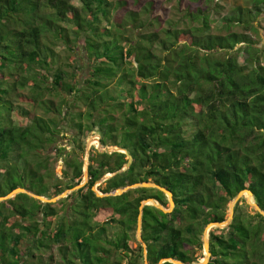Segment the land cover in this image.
I'll return each instance as SVG.
<instances>
[{"label": "trees", "instance_id": "1", "mask_svg": "<svg viewBox=\"0 0 264 264\" xmlns=\"http://www.w3.org/2000/svg\"><path fill=\"white\" fill-rule=\"evenodd\" d=\"M77 1L75 7L71 0H0V196L15 187L45 195L34 189L39 169L31 179L24 174L25 151L39 153L43 144L36 148L42 138L30 134L28 124L36 116L27 124L12 116L18 90L26 88L41 97L47 112L64 111L54 122L57 129L45 133L46 152L55 151L56 161L63 162L62 176L54 178L67 183L45 196L80 182L85 140L93 131L102 145L126 148L133 156L127 168L97 185L100 192L149 180L172 193L171 212L143 206L147 261L172 257L194 263L190 253L202 246L204 227L226 217L238 191L249 189L264 210V45L253 47L247 33L258 32L255 19L264 0L235 6L223 18L225 34L210 32L209 14L218 6L213 0L183 14L198 25L182 29L172 22L161 28L151 17V3L142 8L144 18L127 10L117 22L113 13L124 10L125 0ZM234 26L243 32L231 31ZM57 44L63 45L62 59ZM236 45L248 55L243 64ZM47 95L58 97L59 106ZM24 101L35 98L27 95ZM91 142L97 145V139ZM88 155L87 183L57 203L23 192L0 201V264H22L21 252L31 251L27 238L38 248L54 245L58 254L76 250L78 264H145L137 260L143 256L135 239L138 207L147 197L165 206L166 196L155 187L97 196L94 181L122 168L127 155L93 145ZM62 199L67 207L59 212L55 205ZM239 201L227 226L209 230L207 264H264V216L255 209L246 213L244 198ZM77 207L85 221L78 227Z\"/></svg>", "mask_w": 264, "mask_h": 264}, {"label": "rangeland", "instance_id": "2", "mask_svg": "<svg viewBox=\"0 0 264 264\" xmlns=\"http://www.w3.org/2000/svg\"><path fill=\"white\" fill-rule=\"evenodd\" d=\"M109 1L113 2V4H114V2L118 1V0H109ZM125 1H126V3L124 6V10L117 11V12L113 13L114 18L117 22L121 21V19L124 16L125 11H127V10L139 12L140 16L142 18H144L145 17L144 14H141V11L143 10L142 8H144V6H146L147 4L151 3V17L157 18V23L159 24V26L161 28L166 27L168 25L167 22H172V23L176 24L177 28H179V29L186 28L189 25H193V26L198 25V23L195 22L193 24V22L189 21L188 18H184L183 14H185L186 12H193L194 13L196 8H198V7L205 8V4H203L204 3L203 0L202 1L200 0V2H198V3L196 2V0L195 1H193V0H140L137 4H134L131 0H125ZM71 3L75 7L78 6L77 0H71ZM213 3H216L218 5L215 9L211 10V13L209 14V23H211L210 32H212L214 34H218V33L219 34H225L226 33V31L222 28L223 18L225 16H227L228 14H230L232 9L235 6L239 5V6L250 7V0H213ZM208 5H209V3H208ZM255 23L258 25V27H257L258 32H256V33L247 32V33L251 34L252 40L254 41L253 47L263 49V45H264V7L261 11V14L259 16H257V18L255 19ZM230 30L231 31H237V32H243L242 28L240 26L231 27ZM239 46L240 45H236L233 50H234V52H236L237 62L239 64H243L245 62V59L248 57V55H246V51H243V50L237 51L236 49ZM56 49H57V51H59V56L61 59L64 56H66L63 53V45L62 44H57ZM80 63L82 65L84 64L83 65L84 68L82 70H85L87 72V69L85 68V62L82 61ZM18 93L20 95L14 99L15 108H14V111L12 113L13 120L17 123H20V124H27L30 119H32L34 116H36L34 118V120L28 124L30 126V134H33V133L37 134L38 133L39 136L42 138L41 142L36 146V148H38L43 143L42 146H40L38 149L39 153H37L36 151L35 152L32 151L30 153L29 149H27L25 151V156L27 157L26 161H27L28 165L25 166L24 174H25V177H28L29 179H31V177H33L35 171H38V169H39V173H37L36 177L35 178L33 177V178L35 180L41 178V181L34 183L35 184L34 189H37L38 191L43 192L47 196H50V195H52V190L54 189L55 186L57 187L58 184H59V186L60 185L63 186L67 183L64 180H61V182L58 183V181H56V179L54 178L56 176L59 178L62 176L63 162H62L61 158L56 161L55 151H52V152L49 151L48 152V150H47V152H46V148L48 146L47 144L50 141V137L45 132H47L49 134V132L47 131L48 129H51V130H53L55 128L57 129L54 122L55 121L60 122V120L58 118V114L60 113L62 108L57 110L56 113L47 112L46 111L47 105L40 102V101H42L41 97H36V96L32 95L31 93L28 92V90L26 88L19 89ZM27 95H30L31 97L35 98L36 103L34 101L33 102L24 101V97H27ZM46 99H52L54 101V105L59 106L58 97H51V96L47 95ZM61 113H62V116H64V111H61ZM64 122L63 121L61 122L62 124H64V127H62V128H66V124ZM115 123L116 122L111 123L112 126H114ZM65 130H67V129H65ZM67 133H68V131H67ZM67 133H65L64 136H66ZM107 133H108V131H107ZM61 134H63V133H61ZM96 135L97 134H95L93 131L90 132L87 139L85 140V146L87 145V143L89 144V146H92V145L95 146V144L91 141H93L94 139H97ZM61 140H62L61 145L66 146L67 150L70 149L71 145L68 144L67 137H63ZM89 140H90V142H89ZM25 146H27V145H25ZM83 159H84V157H83ZM47 161H48V163H47L46 168L40 169V166L45 164ZM51 165L53 166V170L55 171L53 173V175H52V172H50V169L52 168ZM37 177H39V178H37ZM47 196H45V197H47ZM241 198H244V197H241ZM62 200H63L62 203L55 205L56 207H58L59 212H62V210H64V208L67 207V205H66L67 203H65V201H67V200L66 199H62ZM57 201L55 203H57ZM239 203H241V201H239ZM167 205H168V202L164 207L167 208ZM244 205H245V207H243V210H245L246 213L247 212H250V213L255 212L252 210L253 208L251 206H249L248 204L244 203ZM28 206L30 207L29 204H28ZM75 209H76V207L73 208L72 210H75ZM81 210H82L81 208L80 209L78 208V210L75 211L76 212L75 218L77 217V220H76L77 223L75 225L76 227L80 226L81 223H82L81 226H83L85 223L84 219L79 214L80 212H82ZM228 211H229V209H228ZM92 219L94 220V216L92 217ZM70 226L72 228L75 227L73 225H70ZM64 227H65V230L67 231V229L69 228V225L67 223H65ZM213 227H215V226H213ZM114 231H115V229H114ZM87 232H88V230H87ZM135 239L137 240V236ZM24 241L26 244L25 246H28L29 249H31V251L28 252L27 250H25V251L21 252V254L23 256L22 264H67V260L69 262H74L75 258H80L79 252H77L74 249L67 251V253L63 255L62 253H60V254L57 253L56 247L54 245L51 246V248H49V249H47L43 246H41V247L39 246V248H38V246L32 244L34 240L28 241V238H27ZM67 241H69V239H67ZM38 242H40V240ZM27 253H30V254L34 253L35 255L34 254L28 255ZM190 254L193 258L195 257L198 261L199 259L202 258L203 254H204L202 246L194 248L192 253H190ZM7 256H8L7 258L11 260V256L9 254ZM33 256H34V258H33ZM137 260L139 263L144 262L143 256ZM78 263L79 262L75 261L74 263H69V264H78ZM123 263L125 264L126 262L123 261ZM12 264H15V260L12 261ZM19 264H21V262Z\"/></svg>", "mask_w": 264, "mask_h": 264}, {"label": "water", "instance_id": "3", "mask_svg": "<svg viewBox=\"0 0 264 264\" xmlns=\"http://www.w3.org/2000/svg\"><path fill=\"white\" fill-rule=\"evenodd\" d=\"M97 143L98 146L95 144V148H97L99 151H105L108 153H112L114 151H120V152H124L127 155V161L125 162V164L123 165L122 168H120L119 170L115 171L113 174H105L104 176H102L100 179L95 180L93 183V185L91 186V189L94 191V193L97 196H113V195H119L125 191H127L128 189L131 188H140V187H155L159 190L162 191V193L167 197L168 200V205L167 208H165L162 203H160L157 199L152 198V197H147L145 199H142L140 201V205L138 207L139 211H138V216H137V222H136V232H135V236H137V240L139 242H141V246L143 248V259L145 264H150L147 259H146V244L145 242L142 240V236H141V215H142V211H143V206L145 204H151L153 206H155L158 209H161L163 213L166 212H171L172 208L174 206V201L172 198V193L168 190L163 188V186H161L159 183L154 182V181H149V180H144L141 181V183H132V184H127L125 186L122 187H117L113 190V192H105L102 193L97 189V185L101 184L102 181L108 177L113 176L115 173L124 170L125 168H127L133 158V156L126 150V148L123 147H119V146H114V147H110V146H105L102 145L100 140H99V136L97 138ZM89 144L87 143V145L85 146V150H84V159H83V176L82 179L80 180L79 183L75 184L74 186L70 187V188H66L64 189L59 195H54L52 197H45L43 195H39L36 193H32L31 191H29V189H26L24 187H15L13 188L11 191L7 192V194L5 196H0V201H6L8 198L13 197L15 194L19 193V192H23L29 195V197L31 198H36L38 200H40L41 202H56L57 200H59L61 197L66 196L67 193H69L72 190L78 189L80 187H83L86 183H87V179H88V171H87V159L89 157L88 152H89ZM241 197H244L245 203L248 204L249 206H251L253 209H255L256 211H258L259 213H261L262 216H264V210L261 209V207L252 199V192L249 189H241L240 191H238V193L235 195L234 198H232L229 203H228V213L226 214V217L221 220L220 222H215V221H210L206 224V226L203 229L202 232V248H203V256L201 259H199L198 261L191 263V264H207L209 259H210V251H209V230L211 227L215 226V228H221L224 226H227L232 217H233V213L235 212L234 206L236 204V202H238L240 200ZM150 201V202H147ZM171 262L174 264H189L188 262H183L181 260L172 258V257H167L164 259L159 260V264H163L164 262Z\"/></svg>", "mask_w": 264, "mask_h": 264}, {"label": "flooded vegetation", "instance_id": "4", "mask_svg": "<svg viewBox=\"0 0 264 264\" xmlns=\"http://www.w3.org/2000/svg\"><path fill=\"white\" fill-rule=\"evenodd\" d=\"M172 198H173V197H172ZM166 200H167V197H166ZM173 201H174V200H173ZM167 202H168V200H167ZM172 210H173V209H172ZM52 219L55 220L54 217H53Z\"/></svg>", "mask_w": 264, "mask_h": 264}, {"label": "bare ground", "instance_id": "5", "mask_svg": "<svg viewBox=\"0 0 264 264\" xmlns=\"http://www.w3.org/2000/svg\"><path fill=\"white\" fill-rule=\"evenodd\" d=\"M96 137L98 138V136L96 135ZM98 141V140H97ZM90 142V141H89ZM97 146H98V143H97ZM147 202H150V201H147Z\"/></svg>", "mask_w": 264, "mask_h": 264}]
</instances>
